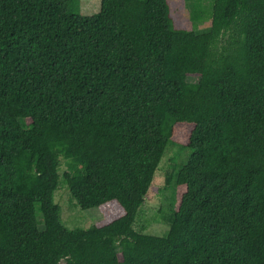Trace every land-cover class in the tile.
I'll list each match as a JSON object with an SVG mask.
<instances>
[{"label": "trees", "instance_id": "1", "mask_svg": "<svg viewBox=\"0 0 264 264\" xmlns=\"http://www.w3.org/2000/svg\"><path fill=\"white\" fill-rule=\"evenodd\" d=\"M176 1L0 0V264H264V0ZM61 185L104 219L68 228Z\"/></svg>", "mask_w": 264, "mask_h": 264}, {"label": "rangeland", "instance_id": "2", "mask_svg": "<svg viewBox=\"0 0 264 264\" xmlns=\"http://www.w3.org/2000/svg\"><path fill=\"white\" fill-rule=\"evenodd\" d=\"M176 2L178 8H180L178 14L180 12L186 26L192 28V21L189 19L191 16L190 9L182 0ZM100 6L101 0H81L82 12L85 15L97 13L100 10ZM209 24V22L200 24L198 30H206ZM184 133L182 131V134ZM176 140L181 141L179 133L176 135ZM178 152V146L171 145L168 147L156 172L152 187L139 211L135 224V229L138 232L156 236H163L168 232L169 224L166 219L171 215L173 208L175 194L174 176L177 170H179L180 165L188 157V151H183L179 157L177 155ZM66 170L67 167L64 164V160H62L60 174H63ZM169 176L173 178L170 183L167 182ZM177 197L178 194L176 192ZM56 202L61 206L63 222L70 229L89 228L104 219V215L101 214L99 209L83 210L76 200L71 197L69 190L63 185H61L56 193Z\"/></svg>", "mask_w": 264, "mask_h": 264}]
</instances>
